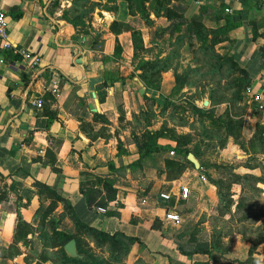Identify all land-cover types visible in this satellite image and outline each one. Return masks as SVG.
I'll return each mask as SVG.
<instances>
[{
    "label": "crops",
    "instance_id": "crops-1",
    "mask_svg": "<svg viewBox=\"0 0 264 264\" xmlns=\"http://www.w3.org/2000/svg\"><path fill=\"white\" fill-rule=\"evenodd\" d=\"M89 1L95 2L90 12L92 26L105 27L112 21L128 23L125 0ZM189 1L214 13L226 8L238 22L229 32V53L246 70L253 92L260 94L264 103V61L259 49L262 38L253 39L251 34V26L257 35L264 31V0H258V7H254V0ZM69 5V0H0L10 42L39 56V65L32 68L19 55L0 48V251L7 252L11 243L17 210L35 228V210L49 202L44 193L37 194L33 182H39L66 198L83 222L109 233L121 231L136 237L154 261H204L203 254L186 257L177 253L172 242L175 233L170 228L191 216L193 208L204 205L205 194L213 186L198 179L200 168L186 167L178 177L166 179L149 164L132 171L125 167L137 156L135 145L121 143L124 136L115 129L117 116H109L113 100L123 91H117L115 84L97 89L105 62L96 59L105 53L96 55L90 34L71 37V25L61 18ZM76 58H85L86 63H76ZM96 77L100 80L90 88L89 80ZM35 99H40V106L33 103ZM262 108L259 123L264 122V104ZM124 117L126 120V113ZM159 143L173 145L167 139ZM108 162L112 163L109 168ZM109 172L116 188L115 202L120 205L116 208L118 217L89 210L77 190L80 181ZM258 184L264 195V183ZM180 187L187 189L184 198ZM160 192L174 197L170 208L165 205L168 201L159 198ZM106 209H115V204L108 203ZM56 210L61 211V203ZM165 210L176 213L179 221L172 225L161 219L163 234L159 235L149 226L153 217L162 216ZM63 219L66 225L71 224L67 216ZM37 233L33 232L29 247L16 244L19 254L0 256V264H24L27 252L41 250Z\"/></svg>",
    "mask_w": 264,
    "mask_h": 264
},
{
    "label": "rangeland",
    "instance_id": "rangeland-1",
    "mask_svg": "<svg viewBox=\"0 0 264 264\" xmlns=\"http://www.w3.org/2000/svg\"><path fill=\"white\" fill-rule=\"evenodd\" d=\"M69 1L70 5L63 10L66 12L64 21L75 19L77 22L75 26H71V37L91 35L92 48L96 55L105 53L104 76L107 81L111 80L115 84L117 91L119 88L123 91L113 100L109 115L112 119L121 115V119L117 120L118 128H115L124 136L121 143L131 144L134 137H139L146 129L154 130L162 125L173 129L177 134H188L190 141L187 147H194L202 153L203 167L200 171L204 179L206 180L208 174L212 178L223 180V187L228 186L234 199L245 196L248 206L242 208L243 210H248L251 215L260 213L254 221L244 223L237 222L234 219L237 218L236 215L231 218L228 212L219 214L213 187L209 194H205V204L193 208L191 216L177 227H171L172 233H183L181 241H184L190 234L200 239L206 238L213 231H220L222 244L227 247V256L243 259L252 236L248 231L257 227L264 229V195L258 183L255 186L260 191L254 190L244 181L233 183L231 173L249 172L264 177V154L249 157L243 151V148L249 149L248 141L259 120L263 118V106L259 108L243 90L238 93L240 98L237 99V89L229 88L232 79L237 75L228 74L226 65L220 68L215 66L217 60L214 54L222 57L230 54L226 44L210 45L213 30L222 21L216 22L213 19V10L190 3L189 0H147V21L137 11L141 0H125L129 21H116L118 27L115 30L118 32L114 33L108 27L110 22L105 27L91 25L90 12L95 2ZM220 11L218 14L221 16L229 14V11ZM184 18L186 21H183ZM192 21L200 24L207 40L201 42L191 39L193 46L189 48L186 45L187 37H178L196 28ZM178 22L180 23L177 24ZM132 30L135 34L131 36ZM145 62H157V65L167 66L159 75L149 70L146 87L134 74L135 69ZM173 74L184 75L186 83L178 88L174 84ZM141 87L144 90L138 93ZM143 94L146 95L145 99L142 98ZM192 107L205 109L206 114H195ZM220 120L234 121L233 124L240 120L237 138L226 134L224 127L219 124ZM164 140L166 139L161 138L157 142ZM164 156L175 158L177 154L166 151ZM247 164L255 165L252 171H247ZM241 190L243 193H240ZM185 210L182 209L181 212ZM63 220L65 219L62 218L61 221ZM78 238L83 242V248L90 247V252L96 258L108 264H183L176 260L169 263L166 260L154 261L150 252L135 243L126 251L112 254L105 245L94 246L85 235L79 234ZM50 253L45 254L39 248H33L26 253L24 264H60L59 257L52 256L53 261L50 259ZM263 253L264 245L260 244L256 247V256L261 257ZM7 254L8 252L1 249V257L6 258ZM43 255L48 259L39 263V258Z\"/></svg>",
    "mask_w": 264,
    "mask_h": 264
},
{
    "label": "trees",
    "instance_id": "trees-1",
    "mask_svg": "<svg viewBox=\"0 0 264 264\" xmlns=\"http://www.w3.org/2000/svg\"><path fill=\"white\" fill-rule=\"evenodd\" d=\"M145 2H147V0H141V3H139V6L137 7V11L145 20L148 21V15L145 14ZM253 4L254 7H258V0H254ZM65 13L66 12L63 11L61 14V18L63 20L66 16ZM168 17L169 16H167V18ZM213 19L216 22L222 21V23L218 25L215 30H213V37L210 39V45L213 46L219 43H224L228 45L227 47H230L232 45V40L229 36V32L237 26L238 22L232 20L231 15L221 16L218 13H214ZM183 21H186L185 18ZM67 22L71 26H75L77 24L75 19L68 20ZM179 23L180 22L177 24ZM192 23L196 25V28L190 29V31L182 33V35L178 37V39H181L183 36L187 37L186 45L189 48L193 46L191 39H197L201 42L207 40L206 34H204L199 27L200 24L194 21H192ZM117 27L118 24L114 21H112L109 25V28H111L114 33L118 32V30H115ZM251 27L253 39L257 36L264 39V31L257 35L254 27ZM134 34L135 33L132 30L131 36ZM259 49L262 61H264V47L260 46ZM214 56L217 60V64L215 65L217 68L226 65L225 67L228 70V74L234 73L237 75L232 79L229 84V88L237 89L236 98L239 99L240 95L238 93L242 90L244 91L246 87L250 86L248 73L233 60V57L230 54L225 57L216 54H214ZM104 59V56H100L98 61L103 64ZM156 63L157 62L142 63V65L138 66L134 71L135 76L143 82L145 87L148 85L147 77L149 70H153L156 75H159L161 71L167 69L166 65H157ZM104 73L105 71L103 70L101 75L102 78L96 85L97 89L106 88L112 85L111 80L107 81L108 79L104 76ZM173 78L174 84L178 88L186 83V77L184 75L173 74ZM142 98L145 99L146 95L143 94ZM192 112L195 114H206L205 109L196 107H192ZM120 119L121 115L117 118V120ZM233 123L234 121L229 120L219 121V124L224 127L226 134L232 136L233 138H237L239 135L238 127L240 126V120L235 124ZM161 138L172 141L173 145L169 146L158 144L157 140ZM189 141L190 138L188 134H177L173 129L164 125L154 130L146 129L139 137H134L133 143L135 145L137 156L133 161L127 163L125 167L132 171L136 167L149 164L153 166L157 174L164 173V177L166 179H174L178 177L186 167L193 168L192 164L186 159V155L191 153L198 159L200 164L199 168H202V153L194 147L188 148L187 145ZM248 147L249 149L243 148V151L249 154V157L264 154V122H258L256 125V128L248 141ZM170 150L176 153L181 159L164 156V153L166 151L169 152ZM158 162L161 164H158ZM110 166H112V163L108 162L107 167L109 168ZM245 167L252 169L255 165L247 164ZM110 174V172L101 175L96 174L90 179L80 181L78 183L77 190L83 196L85 205L89 210L102 208L105 215L118 217V211L116 208L120 205L115 202L116 188L114 187V179L110 177ZM231 174L233 177V183L244 181L246 184L252 186V188L256 191H260V189L255 185L257 183H264V177L261 175H255L252 173ZM206 180L215 188L219 214L222 215L224 212H228L231 218L236 215L237 218L235 217L234 219L237 222L242 223L248 221L252 222L260 215V213L251 215L248 210H243L244 207L248 206V203L244 199L245 196L239 195L240 197L234 199L228 189V186L223 187V180L212 178L208 174L206 175ZM33 185L36 187L37 194L44 193L45 196L49 198V202L45 206L40 205L35 210V217H33L32 220L34 221L37 218L35 228H33L29 222L24 220L19 215L18 210L16 211L17 219L11 235V243L8 245L6 250L8 252L6 257H12L19 254V249L16 247L17 243L29 247L33 242L34 231L38 232L36 238H38L41 243L40 251L45 254L51 252L50 259H52V261L54 260L52 256L59 257L60 264H108L96 258L90 252V247H82L83 242L78 238L79 234L88 237L89 241L92 242L94 246L100 247L105 245L112 254H116L120 251H126L128 247L134 243L143 247V244L136 237L125 235L121 231L109 233L83 222L76 216L69 201L62 197L56 190L39 182H33ZM240 193H243L242 190ZM110 202L115 204V209H106L107 204ZM58 203H61L60 212H57L56 210ZM165 205L170 208L167 203ZM240 209L243 211H240ZM65 216H67L70 220L71 224L69 226L65 224L64 220L61 221ZM161 219L162 216L160 214H156L149 226L152 231L158 232L159 235L163 234L160 230ZM248 232L252 236L249 240L250 242L247 246L245 257L241 260L227 256V247L222 244L220 231H213L206 238L200 239L195 237L193 234H190L184 241H181L184 236L183 233L178 232L175 236H173L172 242L175 245L177 253L183 256L190 257L193 254H203L206 256L204 261H194L191 264H264V253L261 257L256 256V247L260 244L264 245V229L257 227L255 229H250ZM69 239H74L76 252L81 255V257L71 258L66 256L62 247ZM47 259L48 257L43 255L39 258V263L45 262Z\"/></svg>",
    "mask_w": 264,
    "mask_h": 264
},
{
    "label": "built area",
    "instance_id": "built-area-1",
    "mask_svg": "<svg viewBox=\"0 0 264 264\" xmlns=\"http://www.w3.org/2000/svg\"><path fill=\"white\" fill-rule=\"evenodd\" d=\"M224 11L227 12L228 9L224 8ZM261 44L264 47V39H262ZM0 48L8 50L13 54L19 55L32 68L39 65V56L37 54L33 53L30 50L20 48L10 42L7 32V19L5 13L2 10H0ZM244 92L250 97L251 100H254L255 103H257V106L259 108L263 106L261 96L257 93H254L251 86L246 87ZM33 103L36 106H40V99H35ZM169 154H173V151H169ZM198 179L201 181L204 179L202 173L198 174ZM186 193L187 189L185 187H180V196L184 198L186 196ZM158 196L160 199L168 201L170 194L167 192H160ZM96 210L99 212H103L102 208H96ZM162 220L173 225L179 221V217L176 213L171 212L170 210H165L162 215Z\"/></svg>",
    "mask_w": 264,
    "mask_h": 264
},
{
    "label": "water",
    "instance_id": "water-1",
    "mask_svg": "<svg viewBox=\"0 0 264 264\" xmlns=\"http://www.w3.org/2000/svg\"><path fill=\"white\" fill-rule=\"evenodd\" d=\"M76 63H82V64H85L86 61H85V58H76L75 59ZM100 80L99 77H96V78H91L89 80V87L92 88V84L95 83V82H98ZM144 90L143 87H141L139 89V93H142ZM204 104L206 103V101L203 102ZM186 159L192 164L193 168L198 170L199 169V161L198 159L191 153H188L186 155ZM173 201H174V197L173 196H170L169 199H168V206H172L173 205ZM63 251L64 253L66 254V256L68 257H71V258H75V257H81V255H79L77 252H76V245H75V241L74 239H69L64 245H63Z\"/></svg>",
    "mask_w": 264,
    "mask_h": 264
}]
</instances>
